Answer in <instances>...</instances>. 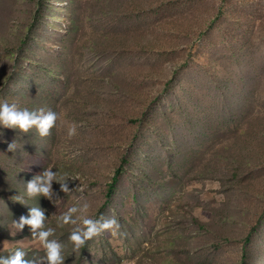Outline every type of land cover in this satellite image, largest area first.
<instances>
[{
	"label": "rangeland",
	"instance_id": "rangeland-1",
	"mask_svg": "<svg viewBox=\"0 0 264 264\" xmlns=\"http://www.w3.org/2000/svg\"><path fill=\"white\" fill-rule=\"evenodd\" d=\"M5 101L57 120L0 123V260L51 227L64 264H264V0H0ZM85 216L120 228L74 252Z\"/></svg>",
	"mask_w": 264,
	"mask_h": 264
},
{
	"label": "clouds",
	"instance_id": "clouds-1",
	"mask_svg": "<svg viewBox=\"0 0 264 264\" xmlns=\"http://www.w3.org/2000/svg\"><path fill=\"white\" fill-rule=\"evenodd\" d=\"M40 111H43L41 109ZM57 120V114L48 111L46 115L37 116L35 112L29 111L28 109L20 110L15 103L9 104L7 101L0 103V123L6 128L19 129L22 132H28L31 128L35 127L41 137H46L50 134V130L55 126ZM76 134V126L72 125L68 129V136L72 137ZM16 147L15 141L8 145V151H14ZM58 173L52 172L51 168H46L44 171V182L41 185H37L35 181H31L27 184V190L30 195L42 194L46 198L51 199V182L56 180L60 183L61 191L68 193L69 189L67 187V181L72 180L71 177L65 176L64 178L58 179ZM37 179H40L37 177ZM77 190L82 191L83 189L78 187ZM19 199V198H18ZM87 210L89 205L84 206ZM77 211L76 207H70L66 212L58 217L57 223L59 227L63 228L66 225H77V220L72 219V214ZM103 219V218H101ZM45 217L37 209L33 208L31 210V218L25 220L21 217L20 225L17 227H22L23 224H28L33 230V237L36 236V230L43 228V221ZM62 221V223H60ZM13 224L15 222L13 221ZM120 228L119 222L115 217L105 220L104 223H99L98 220L90 218L88 216L83 217L79 226L75 227L68 239L73 245V251L79 252L85 245L86 242L94 237L101 235L106 231H111L112 235H116ZM55 229L48 227L47 230H41L39 232L38 238L36 240L40 243L45 251V255L41 259H45L47 264H64L63 244L58 242L56 239H50L54 236ZM26 253L20 249L14 252L7 261L0 260V264H34V261L25 259Z\"/></svg>",
	"mask_w": 264,
	"mask_h": 264
},
{
	"label": "trees",
	"instance_id": "trees-1",
	"mask_svg": "<svg viewBox=\"0 0 264 264\" xmlns=\"http://www.w3.org/2000/svg\"><path fill=\"white\" fill-rule=\"evenodd\" d=\"M119 174H120V172H119V171H117V173H116V176H117V175H119ZM116 181H117V179L115 178V182H116Z\"/></svg>",
	"mask_w": 264,
	"mask_h": 264
}]
</instances>
